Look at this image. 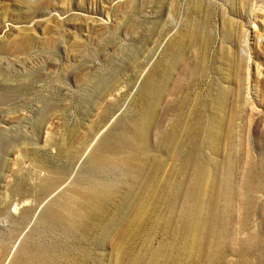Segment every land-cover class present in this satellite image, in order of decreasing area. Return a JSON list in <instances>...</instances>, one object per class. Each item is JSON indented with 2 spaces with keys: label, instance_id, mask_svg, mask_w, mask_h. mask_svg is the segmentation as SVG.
<instances>
[{
  "label": "rangeland",
  "instance_id": "rangeland-1",
  "mask_svg": "<svg viewBox=\"0 0 264 264\" xmlns=\"http://www.w3.org/2000/svg\"><path fill=\"white\" fill-rule=\"evenodd\" d=\"M0 264H264V0H0Z\"/></svg>",
  "mask_w": 264,
  "mask_h": 264
},
{
  "label": "bare ground",
  "instance_id": "bare-ground-1",
  "mask_svg": "<svg viewBox=\"0 0 264 264\" xmlns=\"http://www.w3.org/2000/svg\"><path fill=\"white\" fill-rule=\"evenodd\" d=\"M103 156H105V155H103ZM107 156V155H106ZM107 158V157H106ZM115 158V157H114ZM113 158V159H114ZM118 158V157H117ZM123 158V157H122ZM128 158H129V156H128ZM103 159V158H102ZM111 159V158H110ZM112 159V160H113ZM119 159V161H121L120 159L121 158H118ZM104 160V159H103ZM116 160V159H115ZM124 160H125V158H124ZM106 161H107V159H106ZM105 161V162H106ZM117 161V160H116ZM118 161V162H119ZM101 162H102V160H101ZM122 162H123V160H122ZM121 162V163H122ZM99 163V162H98ZM108 163V162H107ZM124 163H127L126 162V160L124 161ZM107 165V164H106ZM104 191V190H103ZM75 192H77L76 190H75ZM81 192V191H80ZM107 192V191H106ZM145 193V192H144ZM82 194H83V192H82ZM81 193H79L78 194V192H77V194H75L76 195V199L78 198H80L81 199V202H82V200H83V202H84V199L83 198H85V195L83 194L82 195ZM97 194V193H96ZM72 195H73V192H72ZM71 195V196H72ZM74 195V196H75ZM88 197H89V195H87ZM88 197H87V199H88ZM96 197V196H95ZM104 198H106V197H104ZM109 198V197H108ZM78 199H77V201H78ZM97 199V198H96ZM70 200L72 201V200H74L73 198L71 199L70 198ZM90 200V199H89ZM88 200V201H89ZM135 200V203H133L130 207H129V210H130V214H131V218L129 219V222H128V224H126L125 226H124V229L121 231V232H117L116 234H112V235H110L109 236V238L110 239H112V238H114V237H117V239H118V241L117 242H125V241H129L130 239H132V238H134V236H135V233L136 232H138L139 230H141V227H143L144 228V224H143V222H144V220H146V217H147V215H148V197H147V195L146 196H144L143 198H141V197H139V198H137V199H134ZM80 201V200H79ZM94 201V200H93ZM97 201V200H96ZM99 202V201H98ZM71 203V202H70ZM91 204H92V202H90ZM79 204V203H78ZM78 204H76V205H78ZM86 204H87V201H86ZM72 205H74V203L72 204ZM71 205V206H72ZM75 205V206H76ZM83 206V205H82ZM93 206V205H92ZM98 206H99V204H98ZM97 206V207H98ZM103 206V205H102ZM66 207V206H65ZM79 207H80V204H79ZM68 208V207H67ZM70 208V207H69ZM77 208V207H76ZM75 208V209H76ZM94 208V207H93ZM74 209V208H73ZM80 209H81V207H80ZM70 210H72V208H70ZM69 210V211H70ZM83 210H86V208L84 207L83 208ZM83 210H81L80 211V213L83 211ZM101 210V209H100ZM72 211H75V210H72ZM78 211V210H77ZM90 211L91 210H89V212H87L86 211V213L88 214V213H90ZM76 212V211H75ZM71 213V215L73 214V220L74 221H76L75 220V215L77 214V213ZM79 212V211H78ZM80 213H78V214H80ZM91 214H92V212H91ZM81 215L82 216H84L85 215V211H83L82 213H81ZM79 217L78 218H80V215H78ZM61 218H63V217H65V216H60ZM67 217V216H66ZM70 217V216H69ZM72 217V216H71ZM76 217H77V215H76ZM85 217V216H84ZM88 217V216H87ZM130 217V216H129ZM64 219V218H63ZM72 219V218H71ZM71 219H69V220H71ZM81 219V218H80ZM66 220H68V219H66ZM72 220V222L74 223V221ZM78 220V219H77ZM65 221V220H64ZM78 222V221H77ZM80 222V221H79ZM194 222H196V221H194ZM68 223V222H67ZM126 223V222H125ZM70 224H72V223H70ZM76 224V223H75ZM79 224H82V221H81V223H79ZM124 224V223H123ZM77 225V224H76ZM122 225V224H121ZM77 226H80V225H77ZM81 227V226H80ZM139 235V234H138ZM141 239V238H140ZM128 243V242H127Z\"/></svg>",
  "mask_w": 264,
  "mask_h": 264
}]
</instances>
